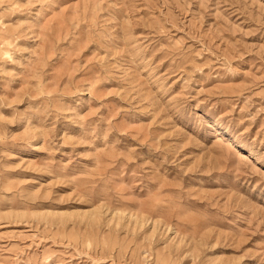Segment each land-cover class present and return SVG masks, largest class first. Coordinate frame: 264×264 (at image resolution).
Segmentation results:
<instances>
[{
    "label": "rangeland",
    "instance_id": "rangeland-1",
    "mask_svg": "<svg viewBox=\"0 0 264 264\" xmlns=\"http://www.w3.org/2000/svg\"><path fill=\"white\" fill-rule=\"evenodd\" d=\"M0 264H264V0H0Z\"/></svg>",
    "mask_w": 264,
    "mask_h": 264
}]
</instances>
